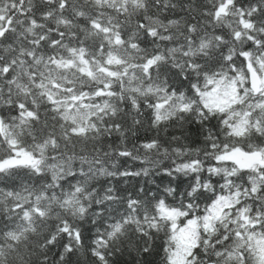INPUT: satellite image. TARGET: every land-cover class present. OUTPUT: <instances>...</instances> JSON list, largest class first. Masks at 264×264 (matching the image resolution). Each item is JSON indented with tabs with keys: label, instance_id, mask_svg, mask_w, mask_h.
<instances>
[{
	"label": "snow or ice",
	"instance_id": "obj_1",
	"mask_svg": "<svg viewBox=\"0 0 264 264\" xmlns=\"http://www.w3.org/2000/svg\"><path fill=\"white\" fill-rule=\"evenodd\" d=\"M0 264H264V0H0Z\"/></svg>",
	"mask_w": 264,
	"mask_h": 264
}]
</instances>
